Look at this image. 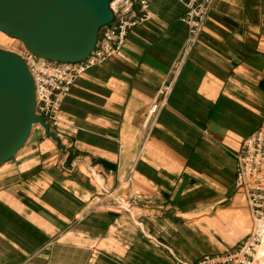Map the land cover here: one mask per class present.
<instances>
[{
	"label": "crops",
	"instance_id": "0c3cea01",
	"mask_svg": "<svg viewBox=\"0 0 264 264\" xmlns=\"http://www.w3.org/2000/svg\"><path fill=\"white\" fill-rule=\"evenodd\" d=\"M147 4L74 80L56 140L34 125L0 166V264H192L249 233L234 156L264 119V0H212L189 47L183 7Z\"/></svg>",
	"mask_w": 264,
	"mask_h": 264
},
{
	"label": "water",
	"instance_id": "95a60500",
	"mask_svg": "<svg viewBox=\"0 0 264 264\" xmlns=\"http://www.w3.org/2000/svg\"><path fill=\"white\" fill-rule=\"evenodd\" d=\"M114 0H0V32L33 57L76 63L93 50ZM34 87L24 60L0 49V166L26 142L33 125L56 138L34 114Z\"/></svg>",
	"mask_w": 264,
	"mask_h": 264
},
{
	"label": "built area",
	"instance_id": "2783aa9c",
	"mask_svg": "<svg viewBox=\"0 0 264 264\" xmlns=\"http://www.w3.org/2000/svg\"><path fill=\"white\" fill-rule=\"evenodd\" d=\"M184 9L180 21L187 27L186 46L193 45L201 29L212 0H175ZM137 6L139 15L134 13ZM112 21L104 26L91 53L76 63L52 62L36 58L24 52L20 56L30 73L34 87V114L50 128L57 126V112L63 97L74 80L89 67L99 65L116 54L125 41L127 32L149 18L147 0H114L109 5ZM181 62V61H179ZM176 63L175 67L178 66ZM170 86H163L158 94L165 98ZM165 99H162V104ZM158 103L154 100L147 115L155 113ZM39 126V125H38ZM235 186L245 192L251 213V232L248 238L233 252L224 256H206L192 264H251L256 249L264 239V120L260 128L243 139L235 155ZM140 199L134 195L130 203ZM176 264H186L175 260Z\"/></svg>",
	"mask_w": 264,
	"mask_h": 264
},
{
	"label": "rangeland",
	"instance_id": "374dc122",
	"mask_svg": "<svg viewBox=\"0 0 264 264\" xmlns=\"http://www.w3.org/2000/svg\"><path fill=\"white\" fill-rule=\"evenodd\" d=\"M103 28V27H102ZM101 28V29H102ZM100 29V30H101ZM0 49L1 50H5V51H9V52H12V53H15V54H17V55H19V56H23L24 55V49H23V47H22V45L17 41V40H15V39H13V38H9V37H7V36H5L3 33H1L0 32ZM64 98V97H63ZM264 120V119H263ZM36 126H38V125H36ZM38 127H40V126H38ZM51 129H53V128H51ZM242 143V142H241ZM241 146V145H240ZM234 159H235V156H234ZM234 173H235V169H234ZM89 174L91 175V176H93V177H95V173H93L92 171H89ZM234 178H235V176H234ZM234 181V180H233ZM234 186H235V182H234ZM235 188L236 189H238L236 186H235ZM242 194H243V196L245 197V202H246V206H247V210H248V213H249V218H250V230H249V233L246 235V237H244V239H242V241L239 243V244H237L236 245V247H234L233 249H231V250H228V251H225L224 253H222V254H216V255H207V256H224V254H226V253H230V252H233V251H235L236 249H238L237 247H239L247 238H248V236H249V234H250V232H251V227H252V223H251V213H250V208H249V205H248V200H247V196H246V194H245V192L243 191V190H241V189H238ZM134 195H139V194H134ZM134 195H131V197L129 198V199H127L124 203H123V205H125V207H128L129 205H134L135 203H130V200H131V198L134 196ZM140 196V195H139ZM140 198H141V196H140ZM121 207V206H120ZM259 248V247H258ZM257 248V249H258ZM263 248V245H262V247H261V249ZM257 249H256V252H255V254H254V257L252 258L253 260H252V262H251V264H259L260 263V251L258 252V254H257ZM260 249V250H261ZM257 254V255H256ZM204 257H206V256H204ZM201 258H203V257H201ZM200 258V259H201ZM176 260V259H175ZM177 260H179V259H177ZM199 260V259H198ZM179 261H181V260H179ZM181 262H183V261H181ZM185 263V262H184ZM176 264V263H175ZM186 264H188V263H186Z\"/></svg>",
	"mask_w": 264,
	"mask_h": 264
},
{
	"label": "bare ground",
	"instance_id": "6f19581e",
	"mask_svg": "<svg viewBox=\"0 0 264 264\" xmlns=\"http://www.w3.org/2000/svg\"><path fill=\"white\" fill-rule=\"evenodd\" d=\"M112 4H113V1H112ZM99 33H100V30H99ZM99 33H98V35H99ZM85 73V72H84ZM83 73V74H84ZM60 106V105H59ZM59 111V110H58ZM58 113V112H57ZM36 125V124H35ZM34 126V125H33ZM32 126V127H33ZM47 126V125H46ZM49 127L47 126V129H48ZM32 129V128H31ZM48 132L50 133V130L48 129ZM52 134V133H51ZM262 245H263V248L261 249V247H262ZM261 249V250H260ZM260 251V263L259 264H264V239L262 240V242H261V245L259 246V248L257 249V254H258V252ZM256 254V255H257Z\"/></svg>",
	"mask_w": 264,
	"mask_h": 264
}]
</instances>
